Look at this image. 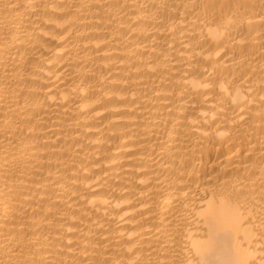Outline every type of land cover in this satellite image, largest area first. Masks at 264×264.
Wrapping results in <instances>:
<instances>
[{
    "label": "bare ground",
    "instance_id": "bare-ground-1",
    "mask_svg": "<svg viewBox=\"0 0 264 264\" xmlns=\"http://www.w3.org/2000/svg\"><path fill=\"white\" fill-rule=\"evenodd\" d=\"M0 264H264V0H0Z\"/></svg>",
    "mask_w": 264,
    "mask_h": 264
}]
</instances>
